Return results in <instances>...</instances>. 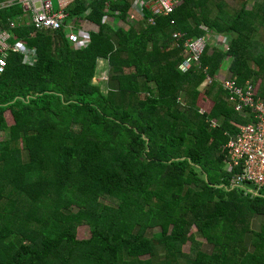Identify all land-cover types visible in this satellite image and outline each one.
Here are the masks:
<instances>
[{"label": "trees", "instance_id": "trees-1", "mask_svg": "<svg viewBox=\"0 0 264 264\" xmlns=\"http://www.w3.org/2000/svg\"><path fill=\"white\" fill-rule=\"evenodd\" d=\"M133 1L90 4L81 49L65 31L12 29L39 57L31 65L9 52L0 75V264H264V224L252 228L264 188L233 187L225 163L234 124L252 119L218 82L201 88L227 57L241 86L259 81L264 0H182L155 24L149 13L128 28L102 22L107 4L125 20ZM86 11L84 0L70 9ZM22 15L1 10L0 28ZM178 30L182 41L211 33L229 46L209 44L185 71ZM103 60L108 79L93 82ZM82 225L88 239L77 238Z\"/></svg>", "mask_w": 264, "mask_h": 264}, {"label": "built area", "instance_id": "built-area-1", "mask_svg": "<svg viewBox=\"0 0 264 264\" xmlns=\"http://www.w3.org/2000/svg\"><path fill=\"white\" fill-rule=\"evenodd\" d=\"M87 11L83 16H73L70 12L76 0H58L59 8H56L55 0H4L0 2V11L4 8L19 6L28 17V23L35 27L34 35L38 31L46 33H59L65 31L71 43L76 49L87 47L91 42V29L93 23L87 19L91 12L90 4L96 0H84ZM182 0H134L127 19H121L119 12L110 13L109 4L102 22L105 24H117L128 28L129 24L136 23L140 18L148 15V22L155 24L160 16L170 17L182 5ZM175 24L174 18L170 19ZM15 23H11L13 28ZM209 34V33H208ZM203 35L196 38H188L182 41L185 34L175 31L173 37L177 45L183 42L185 61L180 66L183 70L201 64V57L213 36ZM11 34L6 29H0V75L7 65L6 55L8 50L21 53L23 62L34 65L39 57L38 50L26 44L23 40H17L11 44ZM216 44L228 47L227 37H215ZM225 40V41H224ZM218 82L226 90L228 101L234 106V110L244 117H250L252 121L239 126V133L232 138L225 148L228 172H236L232 181L233 187H238L247 193H257L264 188V96L260 95V83L252 81L241 86L231 73H219L206 75V83ZM204 111L201 110V114ZM215 127L216 122L212 121ZM254 186V189L248 187Z\"/></svg>", "mask_w": 264, "mask_h": 264}, {"label": "rangeland", "instance_id": "rangeland-1", "mask_svg": "<svg viewBox=\"0 0 264 264\" xmlns=\"http://www.w3.org/2000/svg\"><path fill=\"white\" fill-rule=\"evenodd\" d=\"M55 3H56V8L58 9L59 8L58 0H55ZM228 6L230 8H233V10H234L235 4L232 1H230L228 3ZM251 7H252V4L250 5L249 9H251ZM208 36H210V38H211V33H209ZM219 37L221 38L222 36H219ZM210 43L216 44V38H211ZM227 61H228V59H226V61H224L223 65H222L223 70H226V71H227V69L229 67V63H230V61L229 62H227ZM106 64H107V61L106 60H103V61L100 62V66H101V67H99L100 70H98L97 76H95L93 78V82L98 83L99 81H106L104 79L105 76H108L107 75V72L104 70V65L106 66ZM219 73H224V72H222V70H221ZM256 83H260L259 90L261 92H263L264 91V73L261 75V78ZM207 85H208V83L205 82L203 85H201V88L204 89L205 86H207ZM6 118H7L8 122H9V124H13V122H14L13 121V116L8 111L6 112ZM3 138H4V134L3 133H0V139H3ZM105 202L108 203L109 201H106L105 200ZM263 224H264L263 217H261V216H255V218L253 219V222H252V228L254 230H256V231H259V230H261ZM159 231H160L159 228H156L155 229V232L158 233ZM195 231H196V229L194 228L193 229V232H195ZM90 235H91V233H90V229H89L88 226L82 225V226L79 227V229H77V238L78 239H88L90 237ZM189 250H190V246L189 245H186L185 248H184V251L186 253H188ZM147 258L149 259V257H147Z\"/></svg>", "mask_w": 264, "mask_h": 264}, {"label": "crops", "instance_id": "crops-1", "mask_svg": "<svg viewBox=\"0 0 264 264\" xmlns=\"http://www.w3.org/2000/svg\"><path fill=\"white\" fill-rule=\"evenodd\" d=\"M13 7H19V6H13ZM9 8H11V7H8V8H4L3 10H5V9H9ZM20 8V7H19ZM22 10V9H21ZM22 12H23V10H22ZM73 16H76V17H79L78 15H73ZM81 16H83V15H81ZM23 17V18H22ZM11 22L9 23V28H2V29H6L7 31H9L10 32V34H11V37L9 38V42L11 43V44H13V43H15L17 40H23V39H18L17 37H15V36H13L12 35V29H14V28H17V27H19V26H23V25H29V26H33L32 24H29L28 23V17H27V15H25V13L23 12V15L22 16H20V17H18V18H16V17H14L13 19H11L10 20ZM12 22H14L15 23V26L12 28L11 27V23ZM34 27V26H33ZM1 29V28H0ZM36 29H35V27H34V31H35ZM34 31H32L31 32V34H30V36H35L34 34H32V33H34ZM66 33V32H65ZM67 35V34H66ZM221 38H223V37H221ZM226 42H228V46H229V40H230V38L229 37H227L226 39ZM224 40V41H225ZM24 41V40H23ZM26 44L28 45V46H30L27 42H26ZM211 46L213 47V46H222V45H217V44H211ZM30 47H32V46H30ZM223 47V46H222ZM32 48H34V47H32ZM223 49H226L227 50V48H225V47H223ZM213 51V49H210V53ZM9 52H14L13 50H11V49H9L8 50V53H7V55H6V57L8 56V54H9ZM16 53H18V52H16ZM21 54V53H20ZM23 56V55H22ZM227 59H228V61L227 62H229L230 61V63H229V66H230V64H231V58H228L227 57ZM226 61V60H225ZM224 63V62H223ZM99 67H101V66H98V70H100L99 69ZM98 70H97V73H98ZM104 70L107 72V75H108V68H106V66L104 65ZM222 70V72H224V73H231V71L229 70V67H228V69H227V71L226 70H223V68H221L218 72H220ZM102 72V71H101ZM97 73H96V76H97ZM232 75V74H231ZM105 80H107L108 79V76H105V78H104ZM99 82H102V81H99ZM206 82V77H205V79H204V81H203V83H202V85L204 84ZM258 82V81H257ZM246 84V83H245ZM255 84H258V83H255ZM222 86V85H221ZM206 87V86H205ZM223 87V86H222ZM224 89V88H223ZM224 91H225V94H226V90L224 89ZM260 92V91H259ZM226 97H227V94H226ZM212 102V101H211ZM229 102V101H228ZM230 103V102H229ZM202 110V109H201ZM212 121H215L216 122V126L214 127L213 125H212ZM211 126L213 127V128H216V127H219V123H218V121H216V120H211ZM234 126L237 128V129H239V126H241L240 124L239 125H237V124H234ZM227 145V144H226ZM225 145V146H226ZM225 149V148H224ZM225 163H226V169H227V167H228V165H227V160H225ZM228 171V170H227Z\"/></svg>", "mask_w": 264, "mask_h": 264}, {"label": "water", "instance_id": "water-1", "mask_svg": "<svg viewBox=\"0 0 264 264\" xmlns=\"http://www.w3.org/2000/svg\"><path fill=\"white\" fill-rule=\"evenodd\" d=\"M248 187H250L251 189H254V186L248 185Z\"/></svg>", "mask_w": 264, "mask_h": 264}]
</instances>
